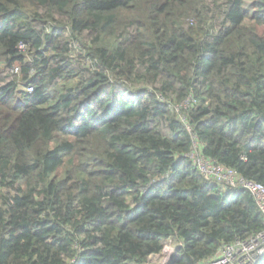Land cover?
Instances as JSON below:
<instances>
[{
  "label": "trees",
  "instance_id": "1",
  "mask_svg": "<svg viewBox=\"0 0 264 264\" xmlns=\"http://www.w3.org/2000/svg\"><path fill=\"white\" fill-rule=\"evenodd\" d=\"M195 150L264 185V0H0V264H198L264 231Z\"/></svg>",
  "mask_w": 264,
  "mask_h": 264
},
{
  "label": "built area",
  "instance_id": "2",
  "mask_svg": "<svg viewBox=\"0 0 264 264\" xmlns=\"http://www.w3.org/2000/svg\"><path fill=\"white\" fill-rule=\"evenodd\" d=\"M31 90V88L29 89ZM192 161L206 181L216 182L230 191L246 190L253 197L258 210L264 217V185L240 177L234 169L224 167L204 157L198 151L185 154ZM176 254V247L165 248L159 254L151 255L148 261L166 264ZM264 255V231L247 240H237L223 245L212 258L198 264H257Z\"/></svg>",
  "mask_w": 264,
  "mask_h": 264
},
{
  "label": "clouds",
  "instance_id": "3",
  "mask_svg": "<svg viewBox=\"0 0 264 264\" xmlns=\"http://www.w3.org/2000/svg\"><path fill=\"white\" fill-rule=\"evenodd\" d=\"M18 67H12L10 70H9V75L12 76V75H18ZM20 77V75H18ZM21 87H23L22 89H24L28 94L31 93V90H32V86L30 85H26L25 83H21ZM31 88V90H29ZM176 247V246H175ZM176 250H177V247H176Z\"/></svg>",
  "mask_w": 264,
  "mask_h": 264
},
{
  "label": "rangeland",
  "instance_id": "4",
  "mask_svg": "<svg viewBox=\"0 0 264 264\" xmlns=\"http://www.w3.org/2000/svg\"><path fill=\"white\" fill-rule=\"evenodd\" d=\"M251 4L252 3L250 1H246V7H251ZM174 246H175L174 242L168 241L166 246L164 247V249L165 248H171V247H174ZM155 263H159V261H153V262L148 261V264H155Z\"/></svg>",
  "mask_w": 264,
  "mask_h": 264
}]
</instances>
